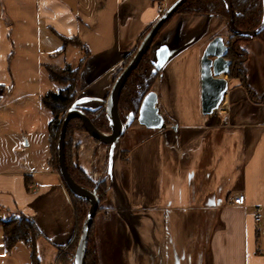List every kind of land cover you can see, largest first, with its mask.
Listing matches in <instances>:
<instances>
[{
  "label": "crops",
  "instance_id": "crops-1",
  "mask_svg": "<svg viewBox=\"0 0 264 264\" xmlns=\"http://www.w3.org/2000/svg\"><path fill=\"white\" fill-rule=\"evenodd\" d=\"M173 1L0 0V221H33L40 264H55L76 232L70 195L49 165L52 114L41 97L62 85L46 67H78L76 105L105 106L157 7ZM225 30L222 16L176 13L149 50L162 127L120 122L115 143L94 139L109 154L94 216L99 264H264L252 215L264 203V41L243 44L244 77L223 74L221 105L201 110V57L215 36L226 43ZM61 37L79 42L63 47ZM30 252L22 241L7 250L0 224V264L29 263Z\"/></svg>",
  "mask_w": 264,
  "mask_h": 264
},
{
  "label": "trees",
  "instance_id": "trees-1",
  "mask_svg": "<svg viewBox=\"0 0 264 264\" xmlns=\"http://www.w3.org/2000/svg\"><path fill=\"white\" fill-rule=\"evenodd\" d=\"M176 13H209L224 17L226 19V30L230 33V36L226 40V45L228 46L226 58L231 60L228 76L229 78L244 77L243 62L247 53L243 48V44L254 38L264 41V0H186ZM172 17L161 26L159 31ZM148 29L143 33L142 37ZM61 39L63 47L68 43L78 44L79 42L77 38L61 37ZM149 50L150 48L143 54L137 66L127 77L118 98V116L120 121L124 123V128L130 126V124L137 119L138 108L143 96L151 90L156 78L159 76V68L149 59ZM135 51L136 49L123 62L117 75L128 64ZM85 54H87V52H85ZM46 70L52 81L67 83V86L58 92L48 91L41 97L43 105L50 110L52 114V119L48 125L51 149L49 165L52 170L60 175L57 159L58 136L66 111L76 104L74 86L78 80L79 69L78 67L72 69L69 65H66L63 68L48 66L46 67ZM76 107L80 108L79 106ZM80 109L85 112L96 129L105 133L110 132L104 105H101L94 110ZM130 113H132L133 119L127 124ZM76 131L85 130L81 120L78 117H72L68 121L64 137V158L66 167L70 176L78 185L94 192L98 197L99 205L96 209V213H98L103 209L101 204L106 199L108 185L105 180L97 182L93 181L80 167L70 163L69 149L71 147L73 134ZM27 186L28 184L26 182V187ZM67 191L74 207L76 232L67 245L57 247L58 253L55 264H73V255L81 233L82 223L90 207V204L86 199L76 197L68 189ZM0 224L2 226L3 246L9 250L17 242L22 241L28 244L31 249L30 261L26 264H40L35 249V242L41 233L34 225L33 221L28 217L19 214L18 216L0 221ZM85 264H99L97 246L94 237V221L90 226L88 233Z\"/></svg>",
  "mask_w": 264,
  "mask_h": 264
},
{
  "label": "water",
  "instance_id": "water-1",
  "mask_svg": "<svg viewBox=\"0 0 264 264\" xmlns=\"http://www.w3.org/2000/svg\"><path fill=\"white\" fill-rule=\"evenodd\" d=\"M186 0H174L168 5L159 17L152 23L148 31L140 40L137 49L123 70L114 80L108 96L106 98L105 110L109 122L110 132L104 135L96 129L85 112L73 105L70 107L63 118L59 131L57 142V159L59 165L60 176L67 189L76 197L86 199L89 204V210L82 223L81 233L73 255V264H85V253L88 240L90 226L93 223L96 209L99 205V199L94 192L78 185L70 176L64 158V137L68 121L72 117H78L83 125L86 133L92 138L106 144L115 143L120 136V118L118 116L117 103L120 92L126 82L131 71L137 66L141 57L148 51L152 42L161 28V26L172 17L179 7ZM228 46L221 36H215L206 45L201 57V110L204 114H209L217 109L224 98V93L228 83L223 74H228L230 70L231 60L226 58ZM157 67V66H156ZM157 97L152 91L147 92L139 105L137 121L147 128H161L163 118L158 113L156 107ZM133 119L132 113L129 114L127 124Z\"/></svg>",
  "mask_w": 264,
  "mask_h": 264
},
{
  "label": "rangeland",
  "instance_id": "rangeland-1",
  "mask_svg": "<svg viewBox=\"0 0 264 264\" xmlns=\"http://www.w3.org/2000/svg\"><path fill=\"white\" fill-rule=\"evenodd\" d=\"M224 20L226 22L225 18ZM225 35V40H227V38L230 36V33L225 30ZM57 83L62 85V89L67 86V83L64 82ZM74 105L77 106L76 104ZM134 122L137 123V120ZM102 133L104 135H107L109 132ZM107 148L108 145L105 146L104 144L94 140V138L89 136L85 131H76L73 134L71 147L69 149L70 163H73L74 165L80 167L86 173V175H88L95 182L105 180L102 179V175L100 174V172L104 171L105 169L106 160L109 155ZM155 250V255H157L159 252H162L159 250L158 244H156ZM155 264H159V261H156Z\"/></svg>",
  "mask_w": 264,
  "mask_h": 264
},
{
  "label": "built area",
  "instance_id": "built-area-1",
  "mask_svg": "<svg viewBox=\"0 0 264 264\" xmlns=\"http://www.w3.org/2000/svg\"><path fill=\"white\" fill-rule=\"evenodd\" d=\"M164 9L160 6L157 7V12L160 15ZM232 202L237 205L245 203V195L237 194L233 197ZM253 221L255 224V231L258 237L264 236V203L255 205L253 209Z\"/></svg>",
  "mask_w": 264,
  "mask_h": 264
}]
</instances>
